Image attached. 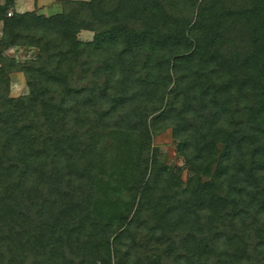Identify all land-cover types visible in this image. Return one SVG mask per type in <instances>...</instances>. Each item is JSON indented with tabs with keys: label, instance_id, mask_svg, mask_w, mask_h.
Here are the masks:
<instances>
[{
	"label": "trees",
	"instance_id": "1",
	"mask_svg": "<svg viewBox=\"0 0 264 264\" xmlns=\"http://www.w3.org/2000/svg\"><path fill=\"white\" fill-rule=\"evenodd\" d=\"M56 2L0 4V264H264V0Z\"/></svg>",
	"mask_w": 264,
	"mask_h": 264
},
{
	"label": "rangeland",
	"instance_id": "2",
	"mask_svg": "<svg viewBox=\"0 0 264 264\" xmlns=\"http://www.w3.org/2000/svg\"><path fill=\"white\" fill-rule=\"evenodd\" d=\"M42 4L39 9L38 13H42L44 15H48L54 12L59 11V6L55 3H48L50 0H39ZM87 32V33H84ZM78 33V38L80 40H90L91 39V32L84 31ZM86 34V35H85ZM33 49H25L21 47H13V52L10 54L13 55L18 60H23L24 58L33 56L34 52ZM15 75V78L13 77V81L10 88V95H17L22 94L21 90H23V93L26 92L25 89H21L23 87V78L22 76ZM21 80V81H19ZM19 81V83H18ZM20 84V85H19ZM175 140L173 139L170 129L165 127L163 130L159 131L157 134H153L151 136V145L152 148L157 149V158L161 165V168H165L167 170H175L176 168L180 169V177L181 180L184 181L185 177L189 174L187 169L183 165V159L181 156L177 155L174 149V143ZM148 247H151L148 246Z\"/></svg>",
	"mask_w": 264,
	"mask_h": 264
},
{
	"label": "crops",
	"instance_id": "3",
	"mask_svg": "<svg viewBox=\"0 0 264 264\" xmlns=\"http://www.w3.org/2000/svg\"><path fill=\"white\" fill-rule=\"evenodd\" d=\"M52 2L58 5L56 0H50L48 3H52ZM2 3H3V0H0V4H2ZM41 5L42 4L40 3L39 0H13V10L15 12H23V11H29V10H36L39 12L40 7H42ZM1 26L2 25H1V21H0V33H1ZM81 32H84V31H81ZM84 33H87V32H84ZM11 52H13V48H8L5 51V53H8V54H10ZM15 75L18 76L20 74L19 73H13L10 75L11 84H12V82H14L13 77L15 78ZM19 81H21V80H19ZM19 81H18V83H19ZM21 89H23V87H21ZM22 91L23 90H21V92Z\"/></svg>",
	"mask_w": 264,
	"mask_h": 264
},
{
	"label": "built area",
	"instance_id": "4",
	"mask_svg": "<svg viewBox=\"0 0 264 264\" xmlns=\"http://www.w3.org/2000/svg\"><path fill=\"white\" fill-rule=\"evenodd\" d=\"M10 13L8 12L7 15H9Z\"/></svg>",
	"mask_w": 264,
	"mask_h": 264
}]
</instances>
